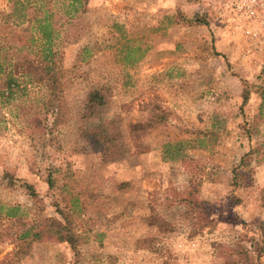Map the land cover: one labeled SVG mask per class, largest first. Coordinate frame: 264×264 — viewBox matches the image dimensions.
Instances as JSON below:
<instances>
[{
  "label": "rangeland",
  "instance_id": "1",
  "mask_svg": "<svg viewBox=\"0 0 264 264\" xmlns=\"http://www.w3.org/2000/svg\"><path fill=\"white\" fill-rule=\"evenodd\" d=\"M66 28L57 122L41 85L0 98V264H264V0H87ZM61 212L76 246L18 240Z\"/></svg>",
  "mask_w": 264,
  "mask_h": 264
},
{
  "label": "trees",
  "instance_id": "2",
  "mask_svg": "<svg viewBox=\"0 0 264 264\" xmlns=\"http://www.w3.org/2000/svg\"><path fill=\"white\" fill-rule=\"evenodd\" d=\"M56 1L13 0L11 11H0V98H9L14 92L25 90L28 85H41L48 90L46 103L51 104L54 123L62 115L64 101L61 93L67 79L63 67L58 63V53L52 49V45L61 32L60 26L66 25L65 34L68 28L77 26L87 3V0H61V10H55L52 5ZM63 19L65 21L61 23ZM195 20L204 22L197 16ZM17 26L21 28L17 29ZM248 97L249 90L245 88L243 103ZM105 105L106 95L102 90L91 89L86 103L87 114L100 116ZM85 141L105 160L115 154L113 137L102 125H97L87 133ZM19 209V206L8 207L6 216L17 218ZM61 215L64 216L61 220L52 217L35 220L22 231L18 240L29 245L53 240L76 246L79 239L73 224L66 218V214L61 212ZM246 261L239 264H246Z\"/></svg>",
  "mask_w": 264,
  "mask_h": 264
}]
</instances>
